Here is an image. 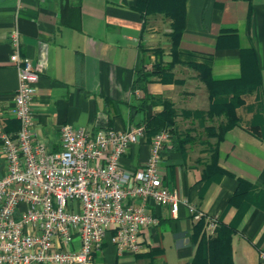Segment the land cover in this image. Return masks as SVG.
Returning a JSON list of instances; mask_svg holds the SVG:
<instances>
[{
    "label": "crops",
    "instance_id": "0c3cea01",
    "mask_svg": "<svg viewBox=\"0 0 264 264\" xmlns=\"http://www.w3.org/2000/svg\"><path fill=\"white\" fill-rule=\"evenodd\" d=\"M133 4V0H0V104L10 108L16 89V72L9 62V38L16 32L19 55L40 69L30 109L35 140L49 152L59 151L58 131L64 124L91 134L124 131L159 113L161 105L140 110L143 93L169 101L177 112L207 110L204 85L182 66L171 71L179 85L152 77L142 88H133L141 59L143 71H149L155 60L149 53L141 56L139 46L166 48L169 31L159 33L160 19L143 21ZM178 49L209 57L214 81L239 79L243 71L259 72L260 85L242 96L238 123L217 146L222 174L202 177L208 153L198 139L204 138L201 127L211 125L208 120L198 125L177 117L176 135L162 148L159 164L164 187L233 230L231 264H259L257 253L264 248V0H186ZM4 125L11 134L17 131L16 121L9 117ZM186 133L196 140L177 149L176 136L182 139ZM149 142L143 137L128 147L119 166L129 172L141 169ZM146 208L157 225L141 233L142 251L118 254L106 234L93 264L192 262L198 240L191 238L195 222L187 208L179 205L174 216L151 202ZM202 234L209 237L203 230ZM77 246L74 241L71 248Z\"/></svg>",
    "mask_w": 264,
    "mask_h": 264
},
{
    "label": "built area",
    "instance_id": "2783aa9c",
    "mask_svg": "<svg viewBox=\"0 0 264 264\" xmlns=\"http://www.w3.org/2000/svg\"><path fill=\"white\" fill-rule=\"evenodd\" d=\"M9 43L16 89L10 108L0 104V264H93L106 234L118 254L136 255L142 251L141 233L157 225L148 202L168 208L172 216L183 205L192 222L204 220L206 236L213 234L214 218L161 184L166 131L150 139L144 166L132 172L119 160L144 137L141 125L91 134L64 124L59 151L49 152L37 142L30 103L40 69L19 55L16 32ZM7 117L17 122L14 134L5 129ZM257 257L264 264V248Z\"/></svg>",
    "mask_w": 264,
    "mask_h": 264
},
{
    "label": "trees",
    "instance_id": "16d2710c",
    "mask_svg": "<svg viewBox=\"0 0 264 264\" xmlns=\"http://www.w3.org/2000/svg\"><path fill=\"white\" fill-rule=\"evenodd\" d=\"M186 0H133L132 10L139 14L145 21L146 18L160 17L169 20V31L166 34L168 45L166 48L147 49L139 46L141 56L147 53L154 56V61L149 71H143V63L137 72L133 88H142L149 78L156 77L162 82L179 85L180 81L174 80L171 73L175 66L185 67L195 73V79L202 83L207 93L208 107L206 111H182L177 112L167 100H159L143 93L139 101L140 110L147 107L161 105L159 113L147 116L139 125L144 128V137L150 139L160 131H166L169 140L176 135V119L192 120L198 125L208 120L211 125L202 126L203 139H198L205 146L208 153V164L204 166L202 177L208 180L217 172V146L223 140V135L238 123L236 110L242 104V96L254 92L260 85L259 72L243 71L241 77L236 80L214 81L210 74V58L197 57L190 53L181 52L178 49L179 40L184 27V5ZM167 52V57L163 53ZM144 92V91H143ZM216 122V125L213 123ZM17 123V122H16ZM182 139L176 136V148H183L186 142L196 139L186 133ZM204 220L194 223L191 238L193 242L198 240L196 253L189 264H231L230 239L233 230L224 225H218L214 235L204 237L202 230ZM203 249V252L201 253ZM201 254V255H200Z\"/></svg>",
    "mask_w": 264,
    "mask_h": 264
},
{
    "label": "rangeland",
    "instance_id": "374dc122",
    "mask_svg": "<svg viewBox=\"0 0 264 264\" xmlns=\"http://www.w3.org/2000/svg\"><path fill=\"white\" fill-rule=\"evenodd\" d=\"M156 18H159L160 19V22H161V24H160V26L158 27V30H160L159 31V33L160 32H162L163 33V30H169V20L168 19H162V18H160V17H156ZM148 19H152V18H146L145 20H148ZM158 23H159V21H158ZM165 33V32H164ZM168 33V32H167ZM166 33V34H167ZM160 40H161V43H163L164 42V39H162V38H159ZM165 47H167V46H165ZM153 63V62H152ZM214 125H216V123L214 124Z\"/></svg>",
    "mask_w": 264,
    "mask_h": 264
}]
</instances>
